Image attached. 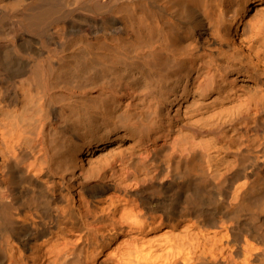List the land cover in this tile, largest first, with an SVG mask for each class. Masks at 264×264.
<instances>
[{
    "label": "bare ground",
    "instance_id": "6f19581e",
    "mask_svg": "<svg viewBox=\"0 0 264 264\" xmlns=\"http://www.w3.org/2000/svg\"><path fill=\"white\" fill-rule=\"evenodd\" d=\"M0 264H264V0H0Z\"/></svg>",
    "mask_w": 264,
    "mask_h": 264
}]
</instances>
